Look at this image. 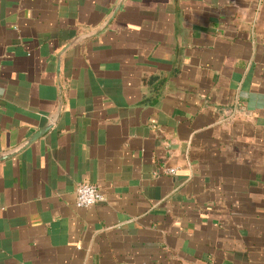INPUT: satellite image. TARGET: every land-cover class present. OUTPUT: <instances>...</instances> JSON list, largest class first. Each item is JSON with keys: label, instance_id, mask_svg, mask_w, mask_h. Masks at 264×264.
<instances>
[{"label": "crops", "instance_id": "0c3cea01", "mask_svg": "<svg viewBox=\"0 0 264 264\" xmlns=\"http://www.w3.org/2000/svg\"><path fill=\"white\" fill-rule=\"evenodd\" d=\"M20 148L0 264H264V0H0Z\"/></svg>", "mask_w": 264, "mask_h": 264}, {"label": "built area", "instance_id": "2783aa9c", "mask_svg": "<svg viewBox=\"0 0 264 264\" xmlns=\"http://www.w3.org/2000/svg\"><path fill=\"white\" fill-rule=\"evenodd\" d=\"M169 173L173 174L174 170H170ZM74 194L77 208H89L104 201L99 188L90 184H78Z\"/></svg>", "mask_w": 264, "mask_h": 264}, {"label": "water", "instance_id": "95a60500", "mask_svg": "<svg viewBox=\"0 0 264 264\" xmlns=\"http://www.w3.org/2000/svg\"><path fill=\"white\" fill-rule=\"evenodd\" d=\"M49 130V127H46L42 130H40L38 133H36L35 135H33L29 140L28 142L26 143V145H29L30 143H32L33 141H35L36 139H38L40 136H42L44 133H46L47 131ZM22 148H20L19 150H16L12 153H9V154H5V155H0V160H3V159H7L11 156H13L14 154H16L18 151H20Z\"/></svg>", "mask_w": 264, "mask_h": 264}]
</instances>
